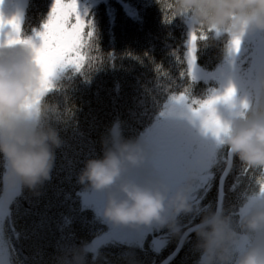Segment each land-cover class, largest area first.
Masks as SVG:
<instances>
[{
  "label": "clouds",
  "instance_id": "9594fccd",
  "mask_svg": "<svg viewBox=\"0 0 264 264\" xmlns=\"http://www.w3.org/2000/svg\"><path fill=\"white\" fill-rule=\"evenodd\" d=\"M170 3L175 19L186 20L196 31L203 29L207 41L213 38L224 41L226 56L237 52L233 43L237 38L241 45L249 32L264 31V0H170ZM162 6L167 7V0ZM42 75L31 44L7 42L0 46V157L5 162L0 183L6 189L23 186L36 191L52 179L56 149L63 141L59 131L49 123L59 119V108L45 99L56 85L51 76V88L42 91ZM254 90L258 101L245 102L239 113L230 117L218 113L216 105L221 100L211 111H194L190 102L170 100L161 113L170 122L162 136L179 138L184 145H190L192 137L181 127L187 121L201 132L211 133L218 148H227L229 156L238 157L249 169L264 171V70L257 74ZM226 92L200 101L224 96ZM235 94L223 101L231 102ZM195 107L198 109L199 105ZM210 118L221 126L218 137L205 127ZM154 154L139 137L125 138L121 122L116 121L104 141L102 157L85 162L79 183L102 195L103 217L112 225L167 228L179 236L182 215H201V209L190 196L206 161L196 154L184 159L183 181L173 186L149 165ZM256 184L258 191L249 197L239 219L222 209L203 213L200 223L195 225L198 264H264V174L257 178ZM242 238L249 243L241 251ZM86 255V246L73 248L58 258L57 264H85Z\"/></svg>",
  "mask_w": 264,
  "mask_h": 264
},
{
  "label": "trees",
  "instance_id": "16d2710c",
  "mask_svg": "<svg viewBox=\"0 0 264 264\" xmlns=\"http://www.w3.org/2000/svg\"><path fill=\"white\" fill-rule=\"evenodd\" d=\"M0 2V17L5 21L0 28V46L8 42L10 35H15L11 24L6 22L18 17L20 38L31 39L39 47L42 39L38 33L44 31L55 0ZM165 2L153 8L133 0H81L78 3L81 16L92 22L94 47L83 50L88 58L79 72L74 66H64L57 68L51 77L56 87L45 99L58 106L59 119L49 123L59 131L63 143L56 149L52 179L36 191L20 186L9 210L14 222V250L19 255L12 251V264H18L19 258L24 264H57L61 249L65 255L73 248H88L91 233L102 228V224L97 220V213L83 205V196L91 189L81 185L78 177L88 159L102 157L104 141L116 121L121 122L125 138L143 140L155 121L164 117L161 113L171 95L186 93L190 100H203L220 91H215L218 86L211 81L193 83L185 61V46L190 37L188 22L173 19L170 0L167 7L162 6ZM123 5L128 8L124 9ZM196 35L197 67L207 72L222 68L228 58L224 41L202 39L207 36L203 29L196 31ZM143 37L149 41V46L139 50L137 41ZM125 53L128 56L123 58ZM240 162L243 178L247 165ZM4 170L5 162L0 157V174ZM232 174L231 171L225 181L224 193ZM242 178L240 185L244 183ZM7 191L0 183V209ZM214 202L210 205L211 208L214 204L212 211L216 207ZM50 204L55 208L49 210L50 225L43 232V237L47 238L38 248V231H32L31 226L35 222L34 226L38 227L44 206ZM200 209L201 215L188 219L189 224L182 227L181 235L162 233L160 248L151 259L153 264H161L171 256L186 230L200 223L203 213L209 210ZM194 237L196 233L186 239L183 251ZM47 244L49 251L43 253ZM52 255L55 262H49ZM175 261L170 264H176Z\"/></svg>",
  "mask_w": 264,
  "mask_h": 264
},
{
  "label": "flooded vegetation",
  "instance_id": "af4514ba",
  "mask_svg": "<svg viewBox=\"0 0 264 264\" xmlns=\"http://www.w3.org/2000/svg\"><path fill=\"white\" fill-rule=\"evenodd\" d=\"M227 64V67H226ZM252 65L256 68L251 69ZM224 68L216 69L213 71H208L209 74L208 78L197 79V81H201L203 84H208L209 82H205L207 79H212L215 77H219L220 87L222 90L215 93V95H223L229 87L235 89V96L232 98L231 102L225 103L223 100L217 103L216 107L218 113L224 117H230L233 114L239 113L242 109L243 104L247 101H252L255 98H252L253 93L248 91V88L251 85H254L255 80L250 82L249 80L246 82H241L239 80V75L242 70L248 69L249 71V79L251 80L254 76L257 77V74L264 70V31L261 30H253L249 32L242 40L239 51L234 52L231 56H228L226 61L224 62ZM251 69V70H250ZM203 73H208L207 71L202 70ZM252 89V88H251ZM163 120V121H161ZM161 123L158 125L153 124L152 128L154 130V126H161L157 129V137L158 139L162 137L163 129L170 123L168 118L162 117ZM181 127L184 128L186 133L192 137V143L190 144L194 148V154L203 156L206 161V165L201 169V174L197 185L190 196V199L196 204L198 207L209 209L212 202L216 203L215 210L219 209V194H220V181L221 177L225 173L228 162H229V154L227 148H218L216 138L211 133H203L200 129L196 126H193L191 123L187 121H183ZM152 130V131H153ZM196 130V133H195ZM154 132V131H153ZM157 138L155 139L154 146H152V141L149 139L146 142L148 143V147L157 155L151 156L149 159V165L152 167L154 163H159L161 167H164L170 162V149L161 147L157 144ZM146 145V143H145ZM157 147H160V150H156ZM186 149V148H185ZM184 147L182 149V161L185 159L184 157ZM240 161L238 157H232V165L230 171L227 175L229 176L230 172L232 171V175L230 178V185L227 189V192L224 193L221 209L225 210L226 212H231L237 219H239L245 211V205L249 203V197L253 196V194L257 193L258 186L256 184V180L259 176L264 174L262 171L260 173L255 174L250 180L249 168L244 172L243 178L242 173L240 171ZM226 177V179H227ZM244 179V185L249 189L248 195L244 196L243 198H238V192L240 189V180ZM225 179V181H226ZM183 181V174L182 171L180 173V178L178 182L174 183L175 186L178 183ZM225 184V182H224ZM248 185V186H247ZM224 192V188H223ZM214 210V204L210 208ZM185 217L186 221L188 220L187 215H182L181 217ZM187 223V222H186ZM183 223L182 227L186 224ZM189 224V223H187ZM186 224V225H187ZM185 225V226H186ZM152 228L148 227H141L139 229L129 228V227H121L120 231L118 232L121 238L125 240H140L143 234L147 231H151ZM164 235L169 234V229H163ZM196 233V232H195ZM193 233L192 235H194ZM191 235V236H192ZM154 237L160 239L158 244L155 246L154 250L151 249L152 244L151 242L146 243V246L142 248L143 256L150 253L151 255L149 258H145L146 263L153 264L151 259L155 253L160 248V241L162 239V233H155ZM190 238V236L188 237ZM197 238H191L189 241V245ZM61 243H64V238L61 237ZM117 247L124 248L125 246H129L127 244H118L119 242L116 241ZM248 239L242 238L240 244V250H244L248 246ZM47 251H49L48 244L46 245ZM138 252V251H136ZM132 252L124 249V253L118 255L115 253L116 256L121 257L122 255L125 258H130ZM92 254L91 251H88V258L86 259L85 263L88 261L90 255ZM61 256H63V251L61 249ZM121 260V259H120ZM144 260V261H145ZM49 262H55L53 255L50 257ZM136 264V262L134 263Z\"/></svg>",
  "mask_w": 264,
  "mask_h": 264
},
{
  "label": "snow or ice",
  "instance_id": "6c2138e0",
  "mask_svg": "<svg viewBox=\"0 0 264 264\" xmlns=\"http://www.w3.org/2000/svg\"><path fill=\"white\" fill-rule=\"evenodd\" d=\"M173 19H175L173 17ZM171 23V21H165ZM5 21L0 17V28L3 27ZM6 23L11 24L15 35H10L8 43H24L31 44L36 51V59L42 68V91H47L51 88L50 77L54 75L57 68L64 66H74L79 72L84 66L85 60L88 58L85 49L94 47V28L91 27L92 22L85 20L78 8V0H55V5L52 8L49 20L44 24V31L38 33L42 39V44L36 47L31 39H21V21L18 17H13ZM87 29V31H85ZM204 40L208 37L202 36ZM197 35L193 29L189 37V59L188 74L192 79H195V53ZM237 52L240 47V40L237 38L234 42ZM184 75L183 72L180 74ZM235 89L229 88L224 96H215L207 101L190 100L186 93L179 95H171L168 101L190 102L194 107V111L207 109L212 110V106L220 100H229L234 95ZM199 105L197 109L195 106ZM168 103L164 105L166 108ZM205 127L210 129L217 137L221 133V126L218 121L209 119L206 121ZM156 145L170 149V162L161 167L159 163L153 164V169L162 174L171 184L178 182L181 173L182 149L183 142L179 138H165L157 142ZM154 154V160L155 156Z\"/></svg>",
  "mask_w": 264,
  "mask_h": 264
},
{
  "label": "rangeland",
  "instance_id": "374dc122",
  "mask_svg": "<svg viewBox=\"0 0 264 264\" xmlns=\"http://www.w3.org/2000/svg\"><path fill=\"white\" fill-rule=\"evenodd\" d=\"M10 1H12V0H10ZM80 1L81 0H78V3ZM116 1L120 2V0H116ZM162 1L163 0H161V2ZM133 2H138V3H143V4L146 3L150 7L153 8L158 3V0H133ZM0 4H1V2H0ZM78 7H79V4H78ZM123 8L125 9L128 7L123 5ZM187 28H188L189 36H190V33L193 29L189 23H187ZM132 41L133 40H130L129 42L132 43ZM148 44H149V41L145 40V37H143L137 41V49L141 50L143 48H148V46H149ZM128 45L130 46L129 43H128ZM129 50H130V48H129ZM185 52H186V57H187L185 59V61H188V59H189V56H188L189 44L185 46ZM127 56L128 55L126 53L124 55H122L123 58H125ZM187 65H188V63H187ZM222 65L223 64H221V66ZM226 67H227V64H226ZM222 68H224V66H222ZM253 68H256V67H254L252 65L251 69H253ZM207 74H209V72L208 73L201 72V70L197 67L196 62H195V71H194L195 78L200 79L201 77H203L202 79H206V78H208ZM218 78L219 77L207 79V80H205V82L211 81V82L216 83L218 86V89H216L215 91L222 90L220 87V81ZM238 78L241 82H246L249 80L250 82L253 83V81L256 80L255 76L251 80L249 79L248 69L242 70L240 72V75ZM248 91L253 93L252 98L256 97V99H254L252 101H258L259 97H258V94L256 93V91L254 90V85H251L248 88ZM213 95H215V92L213 93ZM247 102H249V101H247ZM160 120L161 119H158L157 121H155L154 124L158 125L159 123H161V121H163V120H161V121ZM160 126H161V124L159 126H154V130L151 127L145 133L142 141L144 143H146V146L148 145V143L146 141L149 139L152 141V146H154L153 143H155V141H156L155 139L156 138L158 139L157 129ZM195 133H196V130H195ZM159 140H160V138L157 140V142ZM184 149H185L184 150L185 159L194 154L193 153L194 148L191 145H184ZM156 150H160V147H157ZM182 167H183V161L181 162V171H182ZM259 171H260V169H255V170L249 169V174H250L249 180L253 176H255V174H257V172H259ZM262 172L264 173V171H262ZM240 186L241 187L239 189L237 197L243 198L244 196L248 195L249 189L246 186H242V185H240ZM18 190H20V186H18L15 189H8V191L5 195L4 201H3L2 209H0V264H12V259H11L12 251H14V254L16 256H19L18 252L14 250L15 248H14L13 234H12L13 229H14V225H13L14 222L11 219L12 213L9 212L10 208L12 207V205L14 203V200L16 199ZM83 205L85 206L86 209H90L92 211H95L97 213V218L99 220H101V224H102V228H100L97 232L91 233V235H90L91 238H90V243L88 245L87 250L91 251L92 254L90 255L88 261L85 264H134L135 262H136V264H148V263H146L147 260H145V258L148 259L151 254L148 253L147 255L143 256L142 248L144 246H146V243L148 244V242H151V244H152L151 249L154 250L155 246L159 242V239L154 237V235H155V233H157V234L158 233H164L163 229H158V228L153 227L151 231L145 232L140 240H132V241L131 240H125L124 238H121L119 233H118L120 231L121 227H116V226L112 225L103 217L104 199H103L101 194L95 192L94 190H90L89 192L85 193L83 196ZM44 207L46 209L43 210L44 213H42V216H41L42 220L40 222H37L39 224L38 227L36 228L34 226L35 222H33V226H31L32 231L34 229H37V231H38L37 235H36L38 237L37 242H40V243H38V248H41V245L46 241V238H47V237H43V232H44L46 226L50 225V221L48 218L50 216L49 210L51 211L55 208L54 204L45 205ZM187 217H189V216L187 215ZM187 221H186V218L184 216L180 217L181 225L183 223H186ZM4 233H6L7 236H5ZM116 241L119 242L118 243L119 245L122 243L129 245V246H125L123 248L125 250H128L129 252H132L131 254H129L131 256L129 259L125 258L123 255L121 257H118L115 255V253L117 252ZM197 243H198V238H196L190 244V246L184 250V253L178 259L177 264H198L199 259H200V252L197 249ZM45 249H42L43 253H44V251H47ZM136 251H138V252H136ZM17 263L18 264H24V263L20 262V258L17 260Z\"/></svg>",
  "mask_w": 264,
  "mask_h": 264
},
{
  "label": "water",
  "instance_id": "95a60500",
  "mask_svg": "<svg viewBox=\"0 0 264 264\" xmlns=\"http://www.w3.org/2000/svg\"><path fill=\"white\" fill-rule=\"evenodd\" d=\"M231 165H232V157L230 156L229 158V162H228V166H227V169L225 171V173L223 174V176L221 177V181H220V194H219V209H221V203H222V199H223V196H224V192H223V188H224V182H225V179L230 171V168H231ZM193 233H195V226L194 227H191L189 228L185 234L183 235L181 241H180V244L179 246L177 247V249L175 250V252L169 256L166 260H164L161 264H170L171 261L173 259L176 258V256L180 253V251L182 250L183 248V245H184V242L185 240L191 236Z\"/></svg>",
  "mask_w": 264,
  "mask_h": 264
},
{
  "label": "bare ground",
  "instance_id": "6f19581e",
  "mask_svg": "<svg viewBox=\"0 0 264 264\" xmlns=\"http://www.w3.org/2000/svg\"><path fill=\"white\" fill-rule=\"evenodd\" d=\"M212 71H213V70H212ZM192 81H193V83H194V82L197 81V79L195 78V79H193ZM229 158H230V156H229ZM260 172H261V170H260L259 172H257V173H260ZM199 208H200V207H199ZM188 216H189L190 218L193 219L196 215H188ZM189 217H188V218H189ZM190 218H189V219H190ZM96 219H97V218H96ZM97 220H99V219H97ZM190 220H191V219H190ZM99 222H101V220H99ZM187 230H188V229H187ZM187 230H186V231H187ZM184 234H185V233H184ZM185 241H186V240H185ZM184 243H185V242H184ZM183 246H184V245H183ZM187 248H188V246L186 247V249H187ZM122 253H124V249H123L122 247H117V252H116V254L120 255V254H122ZM183 253H184V251H183V248H182V250L180 251V253L177 255L178 257L176 256L177 258H175V259H176V261H175L176 264H177V262H178V259L180 258V256H181ZM173 260H174V259H173ZM173 260H172V261H173ZM172 261H171V262H172Z\"/></svg>",
  "mask_w": 264,
  "mask_h": 264
}]
</instances>
